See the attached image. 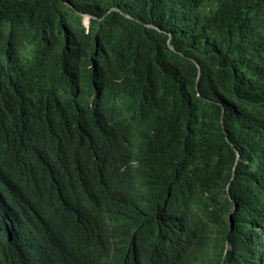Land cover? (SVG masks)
<instances>
[{"label": "trees", "instance_id": "obj_1", "mask_svg": "<svg viewBox=\"0 0 264 264\" xmlns=\"http://www.w3.org/2000/svg\"><path fill=\"white\" fill-rule=\"evenodd\" d=\"M0 264H264V0H0Z\"/></svg>", "mask_w": 264, "mask_h": 264}, {"label": "rangeland", "instance_id": "obj_2", "mask_svg": "<svg viewBox=\"0 0 264 264\" xmlns=\"http://www.w3.org/2000/svg\"><path fill=\"white\" fill-rule=\"evenodd\" d=\"M83 21H84L85 24H87V18L86 17H84Z\"/></svg>", "mask_w": 264, "mask_h": 264}, {"label": "clouds", "instance_id": "obj_3", "mask_svg": "<svg viewBox=\"0 0 264 264\" xmlns=\"http://www.w3.org/2000/svg\"><path fill=\"white\" fill-rule=\"evenodd\" d=\"M133 188H135V186L133 185Z\"/></svg>", "mask_w": 264, "mask_h": 264}]
</instances>
